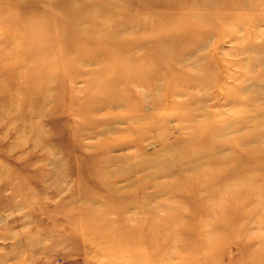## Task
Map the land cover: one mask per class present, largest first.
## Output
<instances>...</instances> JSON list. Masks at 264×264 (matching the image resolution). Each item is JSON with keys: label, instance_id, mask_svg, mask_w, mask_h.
<instances>
[{"label": "rangeland", "instance_id": "rangeland-1", "mask_svg": "<svg viewBox=\"0 0 264 264\" xmlns=\"http://www.w3.org/2000/svg\"><path fill=\"white\" fill-rule=\"evenodd\" d=\"M0 264H264V0H0Z\"/></svg>", "mask_w": 264, "mask_h": 264}, {"label": "bare ground", "instance_id": "bare-ground-1", "mask_svg": "<svg viewBox=\"0 0 264 264\" xmlns=\"http://www.w3.org/2000/svg\"><path fill=\"white\" fill-rule=\"evenodd\" d=\"M179 2H183V0H178ZM114 26V25H113ZM130 26V25H129ZM119 28V27H118ZM169 31V30H168ZM65 74V73H64ZM95 176L98 178L99 176V178H101V175L99 174V172H97L96 174H95Z\"/></svg>", "mask_w": 264, "mask_h": 264}]
</instances>
